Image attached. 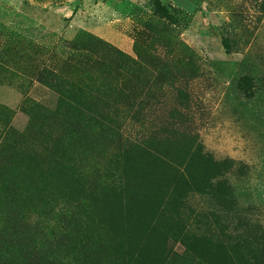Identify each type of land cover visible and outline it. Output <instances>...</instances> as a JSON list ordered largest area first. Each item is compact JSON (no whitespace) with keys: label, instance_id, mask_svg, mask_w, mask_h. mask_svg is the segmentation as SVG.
<instances>
[{"label":"rangeland","instance_id":"1","mask_svg":"<svg viewBox=\"0 0 264 264\" xmlns=\"http://www.w3.org/2000/svg\"><path fill=\"white\" fill-rule=\"evenodd\" d=\"M263 231L264 0H0V264H261Z\"/></svg>","mask_w":264,"mask_h":264},{"label":"trees","instance_id":"2","mask_svg":"<svg viewBox=\"0 0 264 264\" xmlns=\"http://www.w3.org/2000/svg\"><path fill=\"white\" fill-rule=\"evenodd\" d=\"M133 61H134V59H133ZM123 67H124V66H123ZM55 86H56V87H57V86H60V84L58 83V84L55 85ZM92 89H93V88H92ZM92 89H91V90H92ZM71 103H74V102L71 101ZM82 124H83V123H82ZM80 127H83V125H80ZM183 174H184V173H183ZM263 232H264V231H263ZM258 264H260V263H258ZM261 264H264V261H262Z\"/></svg>","mask_w":264,"mask_h":264}]
</instances>
